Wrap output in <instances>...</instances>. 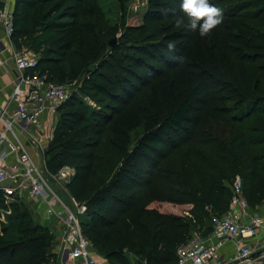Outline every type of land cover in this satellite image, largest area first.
<instances>
[{
  "label": "trees",
  "instance_id": "trees-1",
  "mask_svg": "<svg viewBox=\"0 0 264 264\" xmlns=\"http://www.w3.org/2000/svg\"><path fill=\"white\" fill-rule=\"evenodd\" d=\"M100 1L15 3L12 41L29 39L37 52L50 43L38 54L39 72L59 83L83 78L58 108L47 166L75 167L70 190L86 203L81 224L98 255L110 264H176L178 247L229 211L237 178L251 207L264 203V0H210L226 5L227 20L260 26L224 34L178 72L182 62L173 57L184 61L196 33L186 28L182 0H151L145 18L125 25L113 46ZM152 82L154 102H137ZM21 201L5 212L0 264H53V234L31 226Z\"/></svg>",
  "mask_w": 264,
  "mask_h": 264
},
{
  "label": "built area",
  "instance_id": "built-area-1",
  "mask_svg": "<svg viewBox=\"0 0 264 264\" xmlns=\"http://www.w3.org/2000/svg\"><path fill=\"white\" fill-rule=\"evenodd\" d=\"M15 3L0 0V24L11 40ZM11 58L15 63L13 94L9 103L0 104V192L7 201L27 199L52 209L59 249L54 264H110L84 234L81 216L87 206L70 190L75 167L64 165L53 172L45 157L53 136L46 135L44 116L56 111L58 117V108L71 96L76 82H54L41 74L37 69L40 55L36 53L15 50ZM7 60L0 56V65ZM248 238L256 242L252 244ZM227 242H233L235 250L226 258L220 248ZM257 263L264 264V209L252 212L243 181L237 178L229 211L214 216L208 234L194 233L178 247L176 264Z\"/></svg>",
  "mask_w": 264,
  "mask_h": 264
},
{
  "label": "rangeland",
  "instance_id": "rangeland-1",
  "mask_svg": "<svg viewBox=\"0 0 264 264\" xmlns=\"http://www.w3.org/2000/svg\"><path fill=\"white\" fill-rule=\"evenodd\" d=\"M150 1L151 0H101V4L104 10V17L101 18V28L103 29V34L106 35L109 32H114L116 35L114 38H117V41L124 33L125 25L128 24H136L142 21L143 13L150 9ZM239 1H248V0H231L230 2H239ZM49 5L47 9L49 10ZM226 8V5L222 7V9ZM260 26L259 19L252 20V19H234V20H227L223 17V22L220 26L213 29L209 35L206 37H201L199 32L196 31L195 37L190 39L187 42V47L185 50L184 61L178 65V67L174 70L178 72L183 69H189L193 66L196 62H199L201 55L204 52H210L211 46L221 43L224 40V34H233V33H247L250 30L255 29ZM113 38V39H114ZM116 41V42H117ZM20 45L17 42H13L15 50H26L29 53H36V54H43V50L47 48L50 43H47L42 47L43 49L40 52L35 50L33 47V43L31 40H22L20 41ZM234 45H238V43H234ZM111 46V45H110ZM108 44V47H110ZM83 78L73 80L76 82V85L73 86L71 89L72 92H75L80 86L83 85L82 83ZM72 82V81H68ZM155 83H150L147 87L143 88L137 97V102L142 104H147L149 102H154L156 93H155ZM84 99L90 106L97 107L96 102L93 101L89 96H85ZM93 103V104H92ZM59 116V115H58ZM58 122L57 112L54 111L49 121L45 124L46 135L53 136L55 132V126ZM143 132V128H137L134 131L135 138H138L139 135ZM107 134V133H106ZM104 150V149H103ZM101 154H105V152H101ZM3 202L0 203V234L4 232V226L7 224V216L5 212H12L13 204L12 202L15 201H7L5 198L2 200ZM23 206H21L22 211H27L30 219H31V226L33 224H40L43 227H47L50 229V232L53 234V254L50 258V261L55 263L58 257V245L56 240V230H57V219L56 224L51 220L43 221L38 216L41 214L42 207L39 203H33L27 199L21 201ZM6 206V207H5ZM155 207V205H153ZM8 209L10 211H5ZM176 212L181 213V210H175ZM47 214V212H44ZM48 215V214H47ZM130 259L133 263H136L137 257L134 255H130Z\"/></svg>",
  "mask_w": 264,
  "mask_h": 264
},
{
  "label": "crops",
  "instance_id": "crops-1",
  "mask_svg": "<svg viewBox=\"0 0 264 264\" xmlns=\"http://www.w3.org/2000/svg\"><path fill=\"white\" fill-rule=\"evenodd\" d=\"M15 48L11 38H9L4 30V27L0 24V56L3 59H8L5 65H0V104H7L11 100V96L13 94L14 89V78H15V63L14 60L11 58L12 54L14 53ZM51 115L44 116V122L46 123L51 118ZM31 153L34 154V150L29 146ZM34 203V202H33ZM42 207L39 214V218L43 221H53L56 223L55 213H53L52 209L47 206L46 204H39ZM264 209V203L257 207H252V212H260V210ZM44 212H47L44 213ZM206 235V234H205ZM247 241L254 244L256 242L255 238H248ZM235 250V244L233 242H227L220 248L221 255H224L226 258L233 254ZM260 264V263H257Z\"/></svg>",
  "mask_w": 264,
  "mask_h": 264
},
{
  "label": "clouds",
  "instance_id": "clouds-1",
  "mask_svg": "<svg viewBox=\"0 0 264 264\" xmlns=\"http://www.w3.org/2000/svg\"><path fill=\"white\" fill-rule=\"evenodd\" d=\"M181 9L188 18L186 28L190 31H197L201 37H206L211 31L223 22V10L210 0H182ZM177 26L185 24L183 18L176 19ZM167 48L169 51H174L175 46L168 43ZM183 62V57H173Z\"/></svg>",
  "mask_w": 264,
  "mask_h": 264
},
{
  "label": "water",
  "instance_id": "water-1",
  "mask_svg": "<svg viewBox=\"0 0 264 264\" xmlns=\"http://www.w3.org/2000/svg\"><path fill=\"white\" fill-rule=\"evenodd\" d=\"M116 41H117V38L112 39V40L110 41V45L113 46V45L116 43Z\"/></svg>",
  "mask_w": 264,
  "mask_h": 264
}]
</instances>
